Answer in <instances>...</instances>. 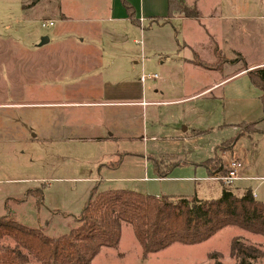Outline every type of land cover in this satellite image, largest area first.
<instances>
[{
  "label": "rangeland",
  "instance_id": "rangeland-1",
  "mask_svg": "<svg viewBox=\"0 0 264 264\" xmlns=\"http://www.w3.org/2000/svg\"><path fill=\"white\" fill-rule=\"evenodd\" d=\"M31 1L0 0V217L13 213L21 224L60 237L77 226L76 219L96 186L99 191L125 189L214 200L221 196L222 184L208 179V170L198 165L207 163L212 169L221 165L225 171L233 160L242 163L243 177L254 179L237 181L233 189L243 190L236 185L257 189L264 203V121L257 125L259 132L253 134H246L240 127L264 119V92L244 71L264 64V0H184V6H196L201 15L198 27L202 34L188 30L194 41H201V45L195 43L196 52L204 62L214 66L223 63L222 70L200 72L193 66L175 63L177 68L169 71L160 68L154 53H148L153 61L146 75L158 78H148L147 88L163 85L164 100L181 101L154 107L157 120L152 107L144 119L138 113L129 131L119 121L114 128L98 111L92 118L84 110L64 111L85 124L95 120L101 136L115 129L121 137L116 143L71 144L49 142L47 132L53 129L51 126L68 118H62L60 111L48 105L54 96L45 87V80L30 76L33 62L37 61L41 69L50 64L46 63L50 59L48 51L35 55L30 52L42 47L44 37L57 29V24L43 26L52 20L45 14L51 4L45 2L32 9ZM235 1L242 4V18H225L230 11L225 5ZM168 30L172 34L173 27ZM215 44L224 54L219 61L214 54ZM185 54L192 55L191 50ZM216 84L220 85L211 89ZM209 89L205 97L188 99ZM103 114L111 116L109 112ZM150 129L156 133H149ZM241 130L244 135L230 151L228 143L223 142L239 137ZM152 136L154 140H150ZM155 155H162L163 165L177 164L167 180H154L153 165L146 157ZM119 161L117 168L102 169L103 164L115 166ZM34 189L42 191L40 204L29 194ZM235 238L264 251V237L227 227L205 243L175 244L144 258L132 228L123 224L119 247L104 248L92 264H239L231 255ZM213 254L218 256L212 258ZM30 264L38 263L31 260ZM249 264H264V258Z\"/></svg>",
  "mask_w": 264,
  "mask_h": 264
},
{
  "label": "crops",
  "instance_id": "crops-1",
  "mask_svg": "<svg viewBox=\"0 0 264 264\" xmlns=\"http://www.w3.org/2000/svg\"><path fill=\"white\" fill-rule=\"evenodd\" d=\"M125 1L132 8L137 22L131 18L132 11H129ZM45 2L51 4L45 14L48 13L46 15L52 18L50 22L53 26L57 24V29L44 37L48 38L47 43L30 53L35 55L39 51H48L47 56L50 59H46V63L49 61L50 64L41 69L37 61L35 64L33 62L30 76H41L45 80V87L50 95L54 96L48 105L60 111L62 118H68L67 121L61 120L55 127L51 126L53 129L47 132L52 144L84 141L116 143L121 139L115 129H109L107 136H101L99 123L93 122L95 120L85 124L76 118L73 119L72 113L66 112L65 115L64 111L84 110L89 118H92L94 111H98L114 128L118 127L116 121H119L120 126L129 131L138 113L140 118L144 119L150 112L149 107L154 109L157 106L180 102L181 100H164L166 90L163 85L147 88L148 79L143 81L142 77L147 76L148 64L153 61L148 58V53H154L160 68L166 67L169 71L177 68V64H182L183 67L193 66L194 71L208 70L193 63L197 57L201 60L195 44L201 45V41H194L188 33V30H192L202 34L198 27H201L198 23L201 15L198 19L180 15L169 17V0H41L32 9ZM225 8L230 10L225 18H242L243 7L238 1L227 3ZM176 25L181 28H176ZM170 27H173L172 34L168 30ZM152 33L155 36H152ZM187 50H191L192 55H186ZM217 53L223 54L215 44L214 54L219 61ZM173 63L177 64L173 66ZM259 66L264 67V64L256 67ZM256 67L244 71L248 75V72ZM211 89L204 93L192 94L188 99L205 97L206 95H203ZM153 111L157 120V110ZM103 112H109L111 116ZM55 128L58 129L57 132ZM149 133L154 134L156 131L150 129ZM84 135L87 137H83ZM154 139V136L150 138ZM146 159L149 162V156ZM120 162L115 166H112V163L103 164L102 169L117 168ZM241 177L239 181L254 180L243 177L242 173ZM208 179L214 180V177ZM154 180L167 179L156 177ZM236 186L243 190L252 189L254 196L259 200L257 189Z\"/></svg>",
  "mask_w": 264,
  "mask_h": 264
},
{
  "label": "trees",
  "instance_id": "trees-1",
  "mask_svg": "<svg viewBox=\"0 0 264 264\" xmlns=\"http://www.w3.org/2000/svg\"><path fill=\"white\" fill-rule=\"evenodd\" d=\"M41 0H32L29 7ZM184 0H169V17L181 14L187 18L200 17L197 8L183 5ZM127 5L129 11L132 8ZM131 18L137 22L133 11ZM218 57H220L219 53ZM196 66L208 70H222V64H208L198 57ZM247 70V69H245ZM252 84L264 92V67L248 72ZM242 124L246 134L259 132L258 124ZM253 129L247 131V129ZM239 137L226 140L231 151ZM157 178H167L177 164L162 163L161 156L149 158ZM203 166L210 177H225L228 168ZM218 173V174H217ZM223 190L218 199L204 200L194 197L160 196L138 193L125 189L99 191L96 186L81 215L77 226L66 235L51 237L42 229L25 226L16 220L13 213L0 217V264H92L104 248L116 249L122 237L123 224L129 225L141 246L143 257L167 250L175 244L194 246L205 243L227 227H237L254 235L264 237V203L254 196L252 189L236 191L233 186L220 181ZM39 192V195H35ZM29 194L42 203V191L34 189ZM231 255L239 264H249L264 258V251L235 238ZM213 254L211 257H217ZM221 264V263H218Z\"/></svg>",
  "mask_w": 264,
  "mask_h": 264
},
{
  "label": "built area",
  "instance_id": "built-area-1",
  "mask_svg": "<svg viewBox=\"0 0 264 264\" xmlns=\"http://www.w3.org/2000/svg\"><path fill=\"white\" fill-rule=\"evenodd\" d=\"M44 27L53 26L52 22L43 23ZM148 78L156 79L158 78L157 75L151 76H143L142 80L145 81ZM243 165L240 161L233 160L228 165V174L225 177H216L214 180L223 181L226 185H234L237 181L241 180V173H242Z\"/></svg>",
  "mask_w": 264,
  "mask_h": 264
},
{
  "label": "water",
  "instance_id": "water-1",
  "mask_svg": "<svg viewBox=\"0 0 264 264\" xmlns=\"http://www.w3.org/2000/svg\"><path fill=\"white\" fill-rule=\"evenodd\" d=\"M47 41H48V38H44V39L42 40V44H41V46H43L45 43H47Z\"/></svg>",
  "mask_w": 264,
  "mask_h": 264
}]
</instances>
